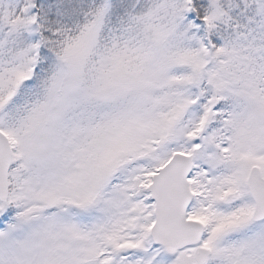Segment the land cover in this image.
<instances>
[{"label":"snow or ice","instance_id":"snow-or-ice-1","mask_svg":"<svg viewBox=\"0 0 264 264\" xmlns=\"http://www.w3.org/2000/svg\"><path fill=\"white\" fill-rule=\"evenodd\" d=\"M0 264H264V0H0Z\"/></svg>","mask_w":264,"mask_h":264}]
</instances>
